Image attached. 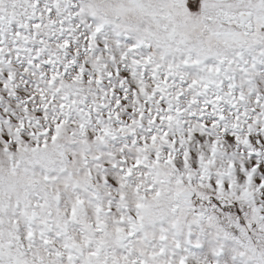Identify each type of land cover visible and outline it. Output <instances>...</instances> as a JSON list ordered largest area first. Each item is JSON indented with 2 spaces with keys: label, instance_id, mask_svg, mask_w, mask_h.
<instances>
[{
  "label": "snow or ice",
  "instance_id": "snow-or-ice-1",
  "mask_svg": "<svg viewBox=\"0 0 264 264\" xmlns=\"http://www.w3.org/2000/svg\"><path fill=\"white\" fill-rule=\"evenodd\" d=\"M0 264H264V0H0Z\"/></svg>",
  "mask_w": 264,
  "mask_h": 264
}]
</instances>
